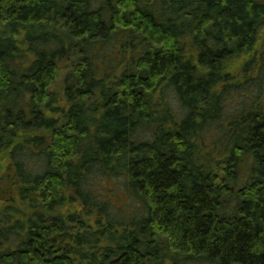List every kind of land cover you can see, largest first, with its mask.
Segmentation results:
<instances>
[{"label": "trees", "instance_id": "trees-1", "mask_svg": "<svg viewBox=\"0 0 264 264\" xmlns=\"http://www.w3.org/2000/svg\"><path fill=\"white\" fill-rule=\"evenodd\" d=\"M263 31L264 0H0V264H264Z\"/></svg>", "mask_w": 264, "mask_h": 264}, {"label": "rangeland", "instance_id": "rangeland-1", "mask_svg": "<svg viewBox=\"0 0 264 264\" xmlns=\"http://www.w3.org/2000/svg\"><path fill=\"white\" fill-rule=\"evenodd\" d=\"M263 42H264V31L260 35L259 45L256 48V50H254V53L253 54H259V55H261V53H263ZM247 59L248 58L244 57V58H241V59L237 60L235 62V64H234V70L236 72L237 71H240L241 65L244 62H246ZM62 78H63V74L59 78V83H61L60 81H62ZM173 102H174V100H172V103ZM238 103H239L238 99L235 98L231 102L230 107L231 108H235L236 105H238ZM174 105H175V103H174ZM1 173H2V171L0 170V175H1ZM113 182H111L110 188H115V187L117 188L115 194L113 195L114 196L113 197V200H114L115 204H117L116 206L121 207V206L125 205L126 203H128L129 198H128V196L124 192V189L125 188L122 186V182L121 181H118L116 185L113 184ZM8 188H9V186H8L7 183H0V199L5 197L6 193L8 192ZM131 204H133V201H130V205Z\"/></svg>", "mask_w": 264, "mask_h": 264}]
</instances>
